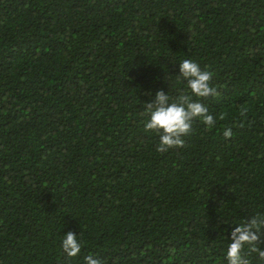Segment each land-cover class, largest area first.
Wrapping results in <instances>:
<instances>
[{
	"label": "trees",
	"instance_id": "16d2710c",
	"mask_svg": "<svg viewBox=\"0 0 264 264\" xmlns=\"http://www.w3.org/2000/svg\"><path fill=\"white\" fill-rule=\"evenodd\" d=\"M185 59L216 124L161 154L144 105L188 91ZM257 213L264 0H0V264H227Z\"/></svg>",
	"mask_w": 264,
	"mask_h": 264
},
{
	"label": "clouds",
	"instance_id": "9594fccd",
	"mask_svg": "<svg viewBox=\"0 0 264 264\" xmlns=\"http://www.w3.org/2000/svg\"><path fill=\"white\" fill-rule=\"evenodd\" d=\"M179 78L187 84V92L181 91L172 97L163 90L157 91L154 99L144 105V130L159 136L156 151L164 154L173 149L186 147L185 137L193 132L197 121L208 128L215 127L216 118L202 100L219 95L218 89L212 86L213 73L202 70L200 65L185 59L179 64ZM247 109H241L240 115L246 116ZM223 119V117H220ZM226 139L231 138L232 130L223 133ZM264 214L257 213L237 225L230 236L226 250L227 264H252L248 258L255 254L258 264H264ZM82 244L74 232H67L62 240V249L69 258L77 257ZM85 264H104L99 258L88 255Z\"/></svg>",
	"mask_w": 264,
	"mask_h": 264
}]
</instances>
